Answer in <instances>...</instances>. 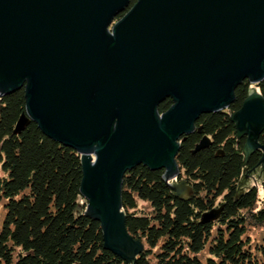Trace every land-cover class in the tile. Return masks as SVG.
I'll use <instances>...</instances> for the list:
<instances>
[{
  "label": "water",
  "instance_id": "95a60500",
  "mask_svg": "<svg viewBox=\"0 0 264 264\" xmlns=\"http://www.w3.org/2000/svg\"><path fill=\"white\" fill-rule=\"evenodd\" d=\"M246 79L264 80V0H0V96L24 87L18 128L33 121L78 151L87 214L127 261L144 246L126 229V172L143 164L178 177L182 138L202 114L230 107ZM232 120L248 137L246 160L264 150L259 91ZM208 146L204 138L196 151ZM170 189L193 194L184 181Z\"/></svg>",
  "mask_w": 264,
  "mask_h": 264
},
{
  "label": "trees",
  "instance_id": "16d2710c",
  "mask_svg": "<svg viewBox=\"0 0 264 264\" xmlns=\"http://www.w3.org/2000/svg\"><path fill=\"white\" fill-rule=\"evenodd\" d=\"M254 88L264 98V80L246 79L230 107L202 114L196 131L182 138L176 162L191 197L174 194L165 169L141 164L126 172V229L144 246L133 261L105 248L101 223L87 214L78 151L33 121L18 128L26 114L24 87L0 96V264H264V245L250 235L264 227V188L243 186L260 169L264 187V150L246 160L248 137L239 138L232 120ZM171 104L165 100L160 112ZM204 138L209 146L196 151ZM217 210L214 222L201 221Z\"/></svg>",
  "mask_w": 264,
  "mask_h": 264
},
{
  "label": "rangeland",
  "instance_id": "374dc122",
  "mask_svg": "<svg viewBox=\"0 0 264 264\" xmlns=\"http://www.w3.org/2000/svg\"><path fill=\"white\" fill-rule=\"evenodd\" d=\"M182 169L180 170V174H181ZM4 175L3 170H2V164L0 162V177H2ZM262 170H258L256 172L253 173H248L246 175V178L244 179L243 182V186L244 187H248V186H252V185H258V187L260 189H262L263 191V184H262ZM5 215V208L3 207V204L0 203V222L2 220V218ZM218 216V215H217ZM217 218V217H216ZM216 218H212V220H216ZM252 236V238L254 239V241H258V243H261L262 245H264V227L260 229V231L258 233H253L250 234Z\"/></svg>",
  "mask_w": 264,
  "mask_h": 264
},
{
  "label": "flooded vegetation",
  "instance_id": "af4514ba",
  "mask_svg": "<svg viewBox=\"0 0 264 264\" xmlns=\"http://www.w3.org/2000/svg\"><path fill=\"white\" fill-rule=\"evenodd\" d=\"M180 180H181V181H180ZM169 182H170L171 184H178V183H181V182H182V173H181L178 177H175V178L170 179ZM216 219H217V218H216ZM212 221L214 222L215 220H212Z\"/></svg>",
  "mask_w": 264,
  "mask_h": 264
}]
</instances>
